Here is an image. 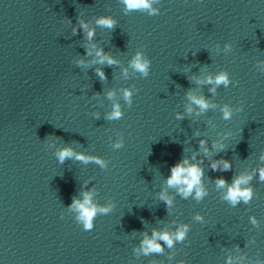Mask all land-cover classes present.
<instances>
[{
  "label": "clouds",
  "instance_id": "obj_1",
  "mask_svg": "<svg viewBox=\"0 0 264 264\" xmlns=\"http://www.w3.org/2000/svg\"><path fill=\"white\" fill-rule=\"evenodd\" d=\"M123 3L126 5V8L128 10H150V14H155L156 10L151 9V0H123ZM97 23L102 26H106L108 28H112L114 26V21L111 18H100ZM81 27L85 30L88 29V26L86 23L81 22ZM75 31V29H74ZM94 35V32L92 30H87V36L89 39H91ZM93 47H95L93 45ZM96 55L99 57V62L104 63L107 62L109 65L115 63L116 61L104 54L103 49H99L96 52ZM83 63V61H81ZM131 66L144 74L145 76L148 75L149 71V61L142 56L141 53H137L134 59L131 62ZM98 75L101 77V79H105L104 73L101 70H97ZM215 84H228V78L226 73H221L215 78ZM207 83H213L212 77H208ZM113 93H109V97H111ZM124 98L128 103H131V92L129 90H125L124 92ZM189 99L198 105L200 109L207 110L210 105L209 103L203 98V97H197L194 95H189ZM189 112H191V108L188 109ZM224 118L228 119L231 116L230 109L226 106L223 109ZM122 113L120 110V106L114 105L113 111L109 115V119H119L121 117ZM182 118V117H178ZM201 146L203 147L205 144V141H200ZM116 147H120V144L115 145ZM205 151L207 149L205 148ZM75 155V158L78 160H81L85 163H87L89 160H94L96 163L101 164V166H104V162L100 160L99 158L94 157H87L84 154H74L73 150L70 148H65L61 150L58 153L59 160L63 162L66 158L73 157ZM220 162H214L212 164V168L215 170L219 167ZM230 168V164L227 161L223 162V169L222 170H228ZM203 176V169L197 165V164H190L187 159L182 160L179 163L174 164L171 167V176L167 179V184L169 187H178V191L184 196H189L193 191H195V195L197 199H201L206 192L204 191L202 185H201V178ZM251 179V176L248 175H241L238 178H236L233 181V184L228 187V191L226 193L225 199L229 200L233 205L238 203L240 200H243L245 203H247L253 193L250 188H242L241 185H247L249 180ZM260 179L264 180V169L260 170ZM218 187H225L226 181L223 178H218L217 181ZM161 199L165 201L166 204L171 205L172 201L169 199L165 194H161ZM72 207H74L79 212L78 219L83 222L84 228L86 230H90L93 227L92 221L96 213L99 211L101 213H107L110 210V207L106 208H97L96 206L91 205V194L85 193L84 194V200L83 202H80L78 200H73ZM197 219H200L199 216L196 217ZM253 223H255V220L253 219ZM188 228L186 225L181 226V228L175 233V239L177 240H183L185 237V234L187 232ZM157 238L162 239L165 241L169 247L173 244V238L172 236L167 233H157L153 232L152 238H148L145 236V239L142 241V250L145 254H148L150 252H156L159 253L162 251V247L159 243H157Z\"/></svg>",
  "mask_w": 264,
  "mask_h": 264
}]
</instances>
